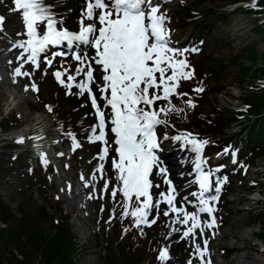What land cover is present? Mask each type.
I'll return each instance as SVG.
<instances>
[{
	"label": "snow or ice",
	"instance_id": "6c2138e0",
	"mask_svg": "<svg viewBox=\"0 0 264 264\" xmlns=\"http://www.w3.org/2000/svg\"><path fill=\"white\" fill-rule=\"evenodd\" d=\"M13 3L14 10L22 13L24 31L17 33L21 38L11 43L12 49L18 53L15 61L9 60L7 63H16L14 76L31 78L24 85L25 91L31 89L39 92L33 71L26 70L25 65L47 75L56 56L69 55L63 50L46 54L43 60L47 67L42 68L41 53H46L49 46L66 42L72 48L80 42L93 48V52L89 53L87 48L81 52L77 46L71 55L78 63L65 67L67 62L61 60V67L53 73L56 80L68 90L66 94H72V87L76 85L80 90L77 95H87L96 117L88 126L85 139L90 143H98L96 156L99 162L90 177L81 173L85 186H91L98 178H102L104 183L102 189L97 190L98 195L110 192L115 200L117 193H120L123 202L121 217L127 218L130 214L133 218L123 229L125 234L132 228L143 234L144 228L155 224L161 215L169 217L174 214L173 222L187 227L176 229L170 225L166 239L173 232L180 231V239L188 238L194 243L195 251L188 264H194L193 257L197 255L204 264H208L204 260L208 239L203 238L202 246L199 238L205 232V224L208 228H214L217 223L212 202L218 199L220 187L228 180V176H216L217 195L208 193L213 188L214 173L225 165L206 168L208 159L202 153L210 143L208 139L186 131L171 137L176 141L183 140L181 147L190 149L196 155L193 183L198 184V191L191 193L196 199L185 196L178 200L179 189L158 154L161 139H169V136L167 132L162 137L157 133L158 125L174 127L168 119L170 112L182 111L172 103L173 94L188 96L189 99L184 103L195 107L197 102L191 98V93L179 92L178 88L181 80H190L194 76L187 54L200 51L198 45L203 44V41L194 46L178 47L172 41L171 29L167 26L171 17L166 14V10H162L160 0H85L79 27L75 31L64 25L63 16L55 10L56 4L49 0H13ZM4 20L5 17L0 15V31L3 30ZM81 74L83 78L77 80ZM192 91L203 92V87L198 84ZM162 99L167 102V106H157V101ZM87 102L82 106H86ZM46 107L49 111L54 110L51 104ZM87 115L89 113H85ZM58 130L60 135H64L59 122ZM68 135L74 146H80L76 133L69 132ZM35 138L41 139L39 135ZM24 140V136L18 137V142ZM229 150L230 146H226L216 155L226 154ZM57 155L63 156L64 153ZM40 156L41 163L46 166L49 163L47 154L41 153ZM107 159L111 160V167L116 174L115 185L111 177L106 176L104 161ZM232 162L236 163L235 151L232 152ZM154 173H158L167 185L158 194L153 192L154 188L159 187L154 182ZM162 203L167 207L162 209ZM189 205L194 206L195 210H189ZM200 213H207L210 218L202 220ZM114 218L115 209L109 220ZM171 259L170 245L163 243L157 249V261L159 264H168Z\"/></svg>",
	"mask_w": 264,
	"mask_h": 264
},
{
	"label": "rangeland",
	"instance_id": "374dc122",
	"mask_svg": "<svg viewBox=\"0 0 264 264\" xmlns=\"http://www.w3.org/2000/svg\"><path fill=\"white\" fill-rule=\"evenodd\" d=\"M230 1L206 0L205 3L199 5L202 0H191L189 7L171 8V14L175 13L181 17L180 30L189 29L190 24L193 23L195 24L193 28L202 27L204 25L202 18L205 17L211 25L210 32L219 36V43L216 44L219 45V48L216 49L213 58H208L205 63H197L196 65L197 75H201L202 72L208 74L206 79L208 90L199 95L192 94L197 99L198 105L193 109L194 113L189 122L196 131L205 133L204 135L211 139H215V137L223 139L224 137L225 141L221 142L222 144L227 142L226 140L232 139L230 136L238 129L241 133L239 137L244 139L251 116L246 112L244 113L239 107L240 99L247 95L242 92L252 83L254 77L264 71V67L259 64L264 58V35L260 33L264 24H259L257 17L248 16L243 10L226 11L225 4ZM1 5L4 6L3 1ZM190 10L201 11L199 18H202L191 20L193 14ZM182 12L184 13L182 14ZM241 17L247 19L245 24L234 28L233 24L237 19H242ZM209 26L205 28H210ZM219 31L222 33H219ZM203 69L207 71H202ZM45 81L49 97L52 101L55 99L58 101L56 115L65 118L70 123L77 122L78 114L72 113L70 108L66 107L62 94H58L57 91L54 93L55 88L50 79L47 78ZM7 88L8 86L0 83V111L4 109L6 100L4 91L6 92ZM188 91L190 92L191 88H188ZM18 94L20 95L19 92ZM254 97L255 94L247 96L245 103H250V100ZM70 99L67 102L73 104ZM15 111H20L21 114H14L9 119L4 120V116H0L1 130L9 132L11 127L15 126L16 129H20L22 126L34 122L38 115H43L44 108L41 103L28 101L26 107L23 105L18 106ZM222 111L228 113L234 111L233 118L236 120L224 121L225 125L220 128L223 123L220 118L221 114L224 113ZM237 111L242 114L238 115ZM253 122L251 121V123ZM210 133L215 134V136L212 137ZM237 144L240 145L239 142ZM14 148L15 145L10 143L0 148V161L2 164L0 166V231H4V234L0 236V264H16L17 259L25 260L26 256L29 255H33L31 264H45L43 247L45 248L48 244L43 242L40 233L43 231L47 235H53L57 230L55 225L59 224L65 227L67 232L65 234L74 237L73 260L76 264H112L114 257L112 253L115 252V257H117L120 246L127 244L130 247L138 248L134 242H131L132 239L138 240L141 249H144L145 259L143 263H146L150 257L159 264L155 253L156 248L153 252L148 249L149 245H155L153 237H145V232L140 235L138 232L131 230L126 235L123 229L130 222L117 219L113 223L109 222V206L101 211L103 204L101 198L97 201L93 199L92 203L89 204V208L83 211L84 214L74 217L70 210L71 208L77 209L81 200L77 192H64V186L66 180H68L67 172L61 171L55 165L53 167L50 165L40 167L35 158L29 156L14 159ZM86 150L79 152L78 155H82ZM242 161L247 165H254L255 168L249 169L248 167L247 173L244 176H236L235 184L231 185V190L227 195L228 222L226 230L237 232L245 226L244 222L241 221L246 220L247 225L254 227V236L264 243V197L259 195L257 203L247 202L245 204L244 202L248 196L256 197L257 191L264 192V157L261 156L253 160L248 152H244ZM74 162L80 167L77 158L74 159ZM34 165H36L34 173L32 175L27 173V169L34 167ZM47 167L49 168L48 171ZM108 176L111 177L114 185L116 179L111 165L108 167ZM253 180L257 182L255 186L250 185ZM250 190H254L256 193L250 194ZM234 193H239L242 197L238 198ZM233 197L237 199L230 202L229 200ZM1 201L5 206L2 205ZM244 205H249L250 208L254 206V208L242 210L241 208ZM256 205L257 207H255ZM1 210H6V212ZM259 211H261L260 216H257L255 213ZM163 217L161 215L159 220H162ZM56 219L59 221L58 223H56ZM172 223L171 218L167 217L166 228ZM10 230L16 232L17 241L23 245L21 249L18 247V242L9 241ZM137 233L141 240L138 239ZM254 236V242H257ZM225 242L242 245V243H239L236 239H230V237ZM35 244H41L39 250L33 249ZM59 248L64 250L62 244ZM251 250L255 257L264 261V252H256L255 248ZM230 255L222 254V256L229 257L227 260L238 257L235 254H232L231 257ZM178 259H181L178 254L176 257L172 254V259L168 264H180Z\"/></svg>",
	"mask_w": 264,
	"mask_h": 264
},
{
	"label": "bare ground",
	"instance_id": "6f19581e",
	"mask_svg": "<svg viewBox=\"0 0 264 264\" xmlns=\"http://www.w3.org/2000/svg\"><path fill=\"white\" fill-rule=\"evenodd\" d=\"M50 2L56 4L55 10H63L62 14L66 13V17L73 11V9L71 11H68L65 6H63L62 4H60L58 2V0H51ZM241 18L242 19L239 18L235 21V24H233L234 28H237V27L245 24V18H243V17H241ZM219 33H222V32L219 31ZM185 34H188L189 36L194 35L199 40V39H201V37L203 35H206L207 32L205 29H200L198 32H196V30H192V31L186 30ZM214 38H216V36H214ZM186 41H189V43L194 44V45L198 44V42L192 38H186ZM204 42H206V41L204 40ZM211 46L213 47L212 42H210L208 44V47L206 48L204 53H200L198 56H196V60L200 61V62H205V60L207 58V54L209 53V51L216 49V48H212ZM54 62L56 64H58L57 59H55ZM37 83L39 85V90H42L43 94L46 95V98H49L48 94H47V90H46L45 81L42 79V77H39ZM15 104H16L15 97L13 94H10V100L6 101V108L14 106ZM78 112L81 114H85V113H87V109L84 106L79 107ZM86 121H90V117H87ZM46 126H47L46 118L44 116L38 115L35 122L32 124V126L30 128H28L29 132L23 135L25 137V140L21 143L31 142L32 141L31 137H32V139H34L33 141L36 144L38 143V141L44 142L42 136L46 135V132L50 131L49 129L46 130ZM25 130H27V128H24V131ZM15 134L21 135L20 133H15ZM37 135H39L41 137V139L37 140L35 138ZM13 137H15V135ZM86 157H88V156H86ZM185 161H183V163H185ZM159 178L162 179L160 176H159ZM161 186H162V183H161ZM184 186L187 187V189L185 191L188 193H191L192 188H194V185L190 184L189 182L182 184L180 186V188L184 187ZM258 198L259 197H258V193H257L256 197H253V196L246 197L244 201H245V203H247L249 201H255L256 202L259 200ZM233 199H235V197ZM248 208H249L248 206H244L241 209L247 210ZM241 222H244V221L242 220ZM243 224L245 226H243L242 229L240 228L239 231H237V232L236 231H234V232L230 231L228 233L230 239H236L239 243H242V245L232 244V249L234 250L233 254L237 255L238 257L236 259L232 258L231 262H227L226 260L225 261L220 260L219 261L220 264H264V261H261L260 259L255 257L253 255V251L251 250V249L255 248L256 252L257 251L264 252V243L258 237L254 236L255 229L253 226L247 225L246 222H244ZM253 236L257 239L256 240L257 242H254ZM219 239H223V238H222V236H220L218 234L216 237V240L220 241ZM175 243H177V241ZM248 245H250V246H248ZM176 252L178 254V248L174 246L173 247V253H176Z\"/></svg>",
	"mask_w": 264,
	"mask_h": 264
},
{
	"label": "trees",
	"instance_id": "16d2710c",
	"mask_svg": "<svg viewBox=\"0 0 264 264\" xmlns=\"http://www.w3.org/2000/svg\"><path fill=\"white\" fill-rule=\"evenodd\" d=\"M264 66V58L260 63ZM264 72V71H263ZM252 112H261L264 110V91L255 95L254 99H252ZM264 121V117H263ZM262 128V127H261ZM6 212V210H1ZM57 228L56 232L52 235H47V233L41 231L40 237L44 243H47L48 246L43 247L44 255L43 259H45V264H73L71 260V252H72V239L70 235L65 233L66 229L64 226L55 225ZM4 234V231H0V236ZM14 240L18 242V247L21 249L23 245L17 241V234L13 230H10L9 241ZM60 244H62L63 249L59 248ZM6 246V245H5ZM41 244H35L33 246L34 250H39ZM33 255L26 256L25 260H18L16 264H31V258ZM15 258V257H14Z\"/></svg>",
	"mask_w": 264,
	"mask_h": 264
}]
</instances>
